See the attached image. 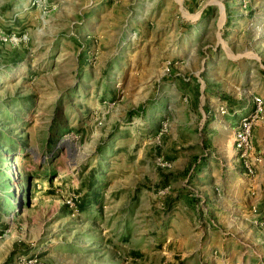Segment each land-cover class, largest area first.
<instances>
[{
	"label": "rangeland",
	"instance_id": "1",
	"mask_svg": "<svg viewBox=\"0 0 264 264\" xmlns=\"http://www.w3.org/2000/svg\"><path fill=\"white\" fill-rule=\"evenodd\" d=\"M255 95L264 0H0V264H264V220L224 198L249 116L257 199ZM199 158L216 197L170 202Z\"/></svg>",
	"mask_w": 264,
	"mask_h": 264
},
{
	"label": "crops",
	"instance_id": "2",
	"mask_svg": "<svg viewBox=\"0 0 264 264\" xmlns=\"http://www.w3.org/2000/svg\"><path fill=\"white\" fill-rule=\"evenodd\" d=\"M256 142L257 146H259L260 150L263 152L264 155V139H261L259 138V135H256ZM208 143L210 144V142ZM232 154H234V151L232 150V148H230L228 155L230 156ZM190 168L194 169L193 173H190V169V171L188 170L186 173H184V176L181 179L180 176H173L169 179L168 186L176 185L177 187H179L175 190L176 193L174 192L175 194H172L174 197L172 196V201L170 200V202L179 203L184 198L189 200L187 201L189 205H193L194 201H190V199L193 198L189 199V193L180 189V187L185 183L193 184L199 187L207 194L209 198L212 196L216 197L213 188L222 179V173L219 175H214L215 173H212L210 171L209 165L205 158L196 159L192 162ZM230 168H234V170H236L234 171L230 169L229 171L231 175H228L229 177L227 178V181H225V185L226 190L231 191L229 193H226V197L224 196V198L230 199L231 207L233 206V208L237 209L240 208L241 211L245 210L250 214L252 213L253 215L258 216L260 220H264V163L258 169L256 174L258 182L257 187L259 186V192H257L256 200H252L246 195V190L248 189L246 185L242 184V182L245 181L243 176L244 170L242 165L235 164V166H231ZM237 168L239 169L237 170ZM253 203H255V205H252ZM166 205L170 206L169 200L167 201ZM185 206H187V204ZM211 206L214 209V212L225 210V207H223L222 205H216L213 203Z\"/></svg>",
	"mask_w": 264,
	"mask_h": 264
},
{
	"label": "built area",
	"instance_id": "3",
	"mask_svg": "<svg viewBox=\"0 0 264 264\" xmlns=\"http://www.w3.org/2000/svg\"><path fill=\"white\" fill-rule=\"evenodd\" d=\"M252 102L254 104L253 116H262L264 114V100L262 97L255 95L252 98ZM251 124L252 119L249 116H244L239 122V127L234 131L235 149L242 158L241 164L247 176H253L255 174L258 163L261 161L260 157L252 154Z\"/></svg>",
	"mask_w": 264,
	"mask_h": 264
},
{
	"label": "trees",
	"instance_id": "4",
	"mask_svg": "<svg viewBox=\"0 0 264 264\" xmlns=\"http://www.w3.org/2000/svg\"><path fill=\"white\" fill-rule=\"evenodd\" d=\"M206 123H207V120H206ZM94 181L92 180L90 183H89V187H90V189H92V191L90 190L89 191V193L88 194H84V196L82 197V199L78 202V204H77V208H78V210H81V211H83V210H85L89 205H92V204H94V203H97V201H98V194L96 193V189H93V183ZM168 184H169V175H163V177H162V179H161V181H160V186L162 187V188H164V187H166V186H168ZM187 196V195H186ZM185 196V197H186ZM193 201V199H190V201ZM12 253H14V250H13V252H11V254ZM10 260H11V258H9V259H7V260H5L4 262H3V264H11V262H10Z\"/></svg>",
	"mask_w": 264,
	"mask_h": 264
}]
</instances>
